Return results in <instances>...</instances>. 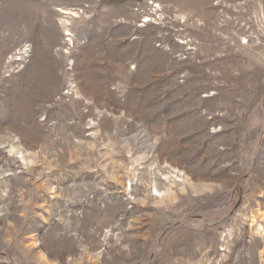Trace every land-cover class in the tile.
<instances>
[{
  "label": "rangeland",
  "instance_id": "374dc122",
  "mask_svg": "<svg viewBox=\"0 0 264 264\" xmlns=\"http://www.w3.org/2000/svg\"><path fill=\"white\" fill-rule=\"evenodd\" d=\"M264 0H0V264H264Z\"/></svg>",
  "mask_w": 264,
  "mask_h": 264
},
{
  "label": "bare ground",
  "instance_id": "6f19581e",
  "mask_svg": "<svg viewBox=\"0 0 264 264\" xmlns=\"http://www.w3.org/2000/svg\"><path fill=\"white\" fill-rule=\"evenodd\" d=\"M263 229H264V227L260 225L259 230L262 231Z\"/></svg>",
  "mask_w": 264,
  "mask_h": 264
}]
</instances>
